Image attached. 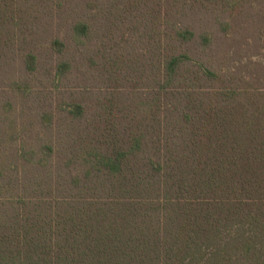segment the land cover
<instances>
[{
  "label": "trees",
  "instance_id": "obj_1",
  "mask_svg": "<svg viewBox=\"0 0 264 264\" xmlns=\"http://www.w3.org/2000/svg\"><path fill=\"white\" fill-rule=\"evenodd\" d=\"M50 1L0 0V264H264V90L188 48L213 43L189 8L237 4L152 0L151 52L94 55L119 85L61 106L62 146L40 131L19 144L11 91H32L41 39L67 46L43 29ZM71 26L89 40L87 19ZM70 69L62 60L56 75ZM42 119L51 128L53 114Z\"/></svg>",
  "mask_w": 264,
  "mask_h": 264
},
{
  "label": "rangeland",
  "instance_id": "obj_2",
  "mask_svg": "<svg viewBox=\"0 0 264 264\" xmlns=\"http://www.w3.org/2000/svg\"><path fill=\"white\" fill-rule=\"evenodd\" d=\"M87 1L62 0L59 6V2L53 0L46 8L47 12L41 7L47 38H59L67 46L64 51H58L46 39H41L38 70L31 76L32 91L24 95L11 91V116L17 121V130L25 136L15 143L20 144L24 139L34 145L37 131H40L51 136L56 147L58 141L62 146L61 139L66 141L67 123L71 121L66 122L67 114L61 106L73 100H82L91 106L97 98L119 85L101 71L103 62L98 56V64L90 61L94 55L102 51L111 59L120 55L133 58L142 56L147 50L151 52L150 44L154 41L152 14L157 8L152 0H138L133 5L132 0H91L93 4L97 3L94 8L87 7ZM230 1L232 3L226 4L237 5L224 8L206 3L205 7L196 4L195 9H188L187 15L197 34L207 31L213 35L210 47L202 49L197 36L198 40L190 43L188 48L239 83L246 82L264 90V0ZM82 18L90 23V38L83 44L69 37L71 24ZM62 60H70L71 69L66 76L58 77L56 69ZM138 79L135 73L128 86L136 84ZM93 110L88 109L89 118ZM50 112L53 114L52 125L47 128L42 116ZM74 122L79 125L85 121ZM54 157L59 159V152H55Z\"/></svg>",
  "mask_w": 264,
  "mask_h": 264
}]
</instances>
